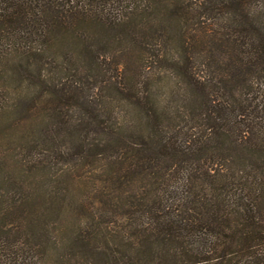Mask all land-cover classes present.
Instances as JSON below:
<instances>
[{"label":"trees","instance_id":"16d2710c","mask_svg":"<svg viewBox=\"0 0 264 264\" xmlns=\"http://www.w3.org/2000/svg\"><path fill=\"white\" fill-rule=\"evenodd\" d=\"M0 264H264V0H0Z\"/></svg>","mask_w":264,"mask_h":264}]
</instances>
